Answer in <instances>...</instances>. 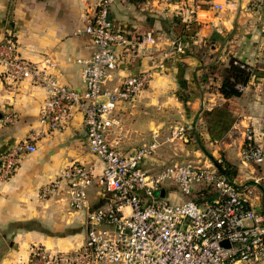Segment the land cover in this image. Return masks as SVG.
Instances as JSON below:
<instances>
[{
    "label": "crops",
    "instance_id": "crops-1",
    "mask_svg": "<svg viewBox=\"0 0 264 264\" xmlns=\"http://www.w3.org/2000/svg\"><path fill=\"white\" fill-rule=\"evenodd\" d=\"M98 1L0 0V42L12 34L22 58L38 63L48 56L63 85L83 90L79 61L95 51L85 28ZM111 18L130 35L150 33L160 41L156 46L143 45L139 56L123 62L108 78L107 87L116 86L126 75L154 72L150 88L164 80L172 83L178 89V107L188 113L187 123L197 128L206 122L202 135L210 156L224 161L232 181L264 178V167L244 164L240 158L246 129L259 131L264 123V0H116ZM231 58L250 66L252 73L241 96L225 99L219 88ZM46 96L44 88L30 81L0 77V155L31 134L37 148L23 157L12 178L0 182V264H29L35 244L71 251L86 239L88 210L71 208L67 183L61 182L46 196L42 190L73 163L85 164L96 175L104 164L88 147L81 114L74 115L64 132L50 133L40 124ZM138 97L117 111L120 125L113 135L122 137L126 151L135 149L128 145L138 140L139 127L128 132L124 125L131 120ZM185 97L189 101L184 102ZM8 116L14 121L7 122ZM160 128L152 131L147 143ZM160 142L146 166L178 160V150L163 139ZM111 200V193L98 184L87 191L89 210L108 208Z\"/></svg>",
    "mask_w": 264,
    "mask_h": 264
},
{
    "label": "built area",
    "instance_id": "built-area-1",
    "mask_svg": "<svg viewBox=\"0 0 264 264\" xmlns=\"http://www.w3.org/2000/svg\"><path fill=\"white\" fill-rule=\"evenodd\" d=\"M115 2L99 0L85 28L95 51L79 61L83 90L63 85L48 56L38 63L22 58L12 34L0 42V77L46 90L40 124L50 133L64 132L81 114L88 147L104 164L96 175L85 164L73 163L43 188L46 196L67 183L71 208L88 210L86 239L71 251L35 244L29 264H264V178L238 184L224 173L221 158L145 165L160 140L184 139L190 126H176L171 138L154 132L149 143L130 151L122 137L113 135L118 109L150 86L154 72L126 75L111 88L107 80L123 62L139 56L143 45L160 41L150 33L134 36L120 30L111 18ZM14 119L8 116L7 122ZM35 140L31 134L0 155V182L12 178L23 157L36 151ZM240 158L264 167V123L259 131L246 129ZM95 184L111 193L108 208L88 209L87 191Z\"/></svg>",
    "mask_w": 264,
    "mask_h": 264
},
{
    "label": "rangeland",
    "instance_id": "rangeland-1",
    "mask_svg": "<svg viewBox=\"0 0 264 264\" xmlns=\"http://www.w3.org/2000/svg\"><path fill=\"white\" fill-rule=\"evenodd\" d=\"M196 10V7H195ZM192 29V28H191ZM188 37L192 33L187 34ZM138 97L137 106H135L131 114V120L127 121L126 129L129 132L132 126L139 127L138 140L136 143L128 145V148H138L148 142V137L156 128H160V132L171 138L170 132L178 125H185L192 127V130L184 139H175L174 141H167V144L172 145L173 150H178L177 162L206 160L212 161L211 152L207 144V140L202 135L206 132L207 126L204 122L195 128L192 123H187L188 113L185 108L178 107V89H175L172 83L164 80L160 82L156 88H146ZM188 97L183 100L187 102ZM154 128H148L149 125ZM120 125V122H119ZM118 125V126H119ZM126 131V132H127ZM137 134L136 131H134ZM115 136V135H114ZM165 152V151H164ZM176 162V161H173ZM169 162L167 164H170Z\"/></svg>",
    "mask_w": 264,
    "mask_h": 264
},
{
    "label": "trees",
    "instance_id": "trees-1",
    "mask_svg": "<svg viewBox=\"0 0 264 264\" xmlns=\"http://www.w3.org/2000/svg\"><path fill=\"white\" fill-rule=\"evenodd\" d=\"M214 69H216V67ZM223 72V81L219 88L223 98L231 99L233 97L241 96L242 91L239 87L248 84L252 73L250 66L235 58H231L228 66L224 68ZM223 171L225 173L226 170L223 168Z\"/></svg>",
    "mask_w": 264,
    "mask_h": 264
}]
</instances>
